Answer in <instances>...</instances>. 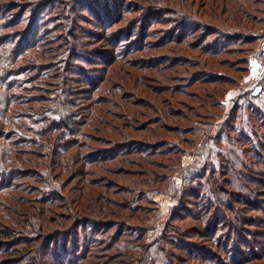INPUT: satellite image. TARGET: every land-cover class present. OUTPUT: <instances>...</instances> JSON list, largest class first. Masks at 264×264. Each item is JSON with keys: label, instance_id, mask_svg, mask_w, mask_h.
<instances>
[{"label": "rangeland", "instance_id": "1", "mask_svg": "<svg viewBox=\"0 0 264 264\" xmlns=\"http://www.w3.org/2000/svg\"><path fill=\"white\" fill-rule=\"evenodd\" d=\"M82 1L83 5H78L75 14L77 20H88V11L93 6L88 7L86 0ZM98 1L104 2V15L100 16V10L94 9L92 12L98 18H90L88 24L80 23L87 35L75 36L82 47L79 58L94 53L99 61H91L95 66L89 69L79 59L72 62L74 68L107 78L110 84L105 90L110 92V100L121 106V110L113 109L112 114L120 112L124 118L116 123L129 122L131 115L129 126L138 130L145 120L152 119L165 108H172L175 119H170V126L178 127L180 131L169 138L176 146L168 143L171 149L164 154L167 160L164 163L168 167L166 174L173 173L172 178L164 187L160 186L162 190L149 197L140 190L131 194V199L138 195L145 198L134 203L143 210V222L136 223L131 218L127 219L129 223L115 222L108 234L101 237L112 238L117 245H124V253H129L127 256L116 255L113 264H133L131 248L140 245L144 249L139 253V261L140 258L145 260L138 264H214L217 257L229 262L226 258L231 250L226 254L223 250L216 251L217 241L222 242L226 235L235 240V248L243 254L251 252L249 246L264 244V230L258 228L260 219L264 224V0H187L188 5L184 7L179 0H119L118 10L114 7L117 0ZM8 2L14 5L21 0L0 1L2 4ZM231 12L235 17L243 14L238 17V23L230 18ZM213 14L222 17L220 23L210 19ZM166 16H170L167 25H151L150 20L159 18L163 23L168 20ZM190 21L193 26L207 22L223 30L229 29L224 35L221 31L220 39H213L217 43L211 49L221 50V54L210 55L204 48L189 47L195 37L188 38L184 46L162 41L170 34L189 36L183 32V26L190 25ZM19 30H0V38L18 36L16 31L19 34ZM90 32H95L94 38ZM113 36L125 40L120 47L121 55H118L117 45L110 42L109 38L113 39ZM60 38L63 36L50 41L47 34L40 40L42 45L37 48L43 47L39 49L44 54L42 64L52 61L48 56L53 53V48L47 52L45 48L56 42L67 44ZM129 48L132 49L128 51ZM36 54L37 51L32 52V55ZM196 72L195 76L203 74L199 78L201 82L191 83L186 89L183 82L190 80ZM72 75L75 76L72 81L82 89L79 86L81 78ZM32 86L46 90L54 85L45 81L43 85ZM184 90L187 94L196 93L192 95L200 101L190 99ZM82 92L79 90L78 94ZM103 94L101 90L98 93L92 91V96L97 98ZM25 96H31V93ZM185 98L188 104L196 107L199 104L202 108L187 110L186 105L181 106ZM105 108L110 107L106 105ZM179 147L182 154L175 151ZM233 196L239 201L231 202ZM225 206L236 210L237 214L233 215ZM223 218L230 224L223 226ZM208 227L211 231L215 228L214 244L212 235L205 230ZM147 230L148 234L139 244L138 238ZM139 233L142 235L131 240V236ZM37 240L30 241L26 245L28 249L21 253L40 252L37 260L34 255L27 254L20 264H54V255H62L47 243L41 249H32ZM57 244L62 246L63 242ZM99 252L101 250H93V253Z\"/></svg>", "mask_w": 264, "mask_h": 264}, {"label": "trees", "instance_id": "2", "mask_svg": "<svg viewBox=\"0 0 264 264\" xmlns=\"http://www.w3.org/2000/svg\"><path fill=\"white\" fill-rule=\"evenodd\" d=\"M118 1L114 4L117 10ZM179 1L182 7L188 5L187 0ZM82 2L21 0L14 5L10 2L0 3V30L20 29L19 34L16 31L18 36L0 38L2 264H20L19 261L23 262L22 259L27 254L34 255L36 261L40 252H26L24 255L21 253L28 249L26 245L30 241L37 239L38 242L31 246L32 249H41L44 243H47L62 254L60 257L58 254L54 255V264H113L116 255L122 253L127 256L129 253H124V245H117L112 238L101 237L108 234L115 222L129 223L127 219L130 218L136 223L143 222V210L139 204L134 206V203L145 198L138 195L131 199V194L140 190L149 197L162 190L172 178L173 173L166 174L168 167L164 163L167 161L164 154L171 149L169 145L174 144L169 138L176 132L180 133L178 127L172 130L175 128L170 126V119H175L174 109L165 108L157 116H150L152 119L145 120L138 130L129 126L131 115L129 122L116 123L123 117L120 112L113 115L112 111L117 108L121 110V106H116L115 102L110 100V92L105 90L110 84L107 78H98L96 73L90 74V71L74 68L72 62L79 59H82L89 69L95 66L91 61H99L94 53L79 58V48L82 47L78 39L87 35L83 33V24L80 23L88 24L91 22L90 18H98L92 12L94 9L100 10V16L105 13L104 2L86 0L88 7L93 6L91 9L87 7L88 20H77L75 12L79 4L83 5ZM230 15L232 21L238 23V17L243 14L239 13L235 17L231 12ZM15 16L16 20H11ZM166 17L168 20L163 23L159 18L150 20L151 25H167L170 16ZM210 19H217L219 21L216 23H220L222 17L213 14ZM189 23L190 25L183 26V32L189 36L170 34L164 36L162 41L184 46L188 38L195 37V42H189V47L204 48L206 54L210 55L215 52L221 54V50L211 49L215 48L217 43L213 39H220L222 32L224 35L229 31L228 28L223 30L207 22H200L197 26H193L192 21ZM47 34L51 38L50 41L63 36V39H60L67 44L56 42L45 48L46 52L53 48V53L48 56L52 61L42 64L44 54L39 49L43 47H37L42 45L40 40ZM77 34L79 38H76ZM89 35L94 38L95 32H90ZM109 39L112 44L117 45L118 55H121L123 52H120V47L124 45L125 40H120L118 36ZM10 46L12 48H9ZM33 51H37V54L32 55ZM22 61L25 63H20ZM72 73L81 78L79 86L82 89L72 81V77H75ZM205 73L210 76V73ZM196 74L197 72L190 76V80L183 82L186 89L191 83L201 82L199 78L203 74L201 77L195 76ZM45 81L53 84V88L43 90L39 86H32L43 85ZM104 84L106 86H103ZM79 90L83 91L82 94H78ZM93 90L97 93L101 90L104 94L98 98L94 97ZM28 93H31V96H25ZM183 93L187 94L186 90ZM192 94L196 93L187 95L190 99L200 101L199 97ZM106 105L110 108L106 109ZM173 105L172 101V107ZM181 106L187 110L202 108L199 104L197 107L188 104L187 99L181 101ZM147 114H144L146 119L149 116ZM127 129L129 132H126ZM180 149L181 147L176 148L175 151L179 152ZM234 199L237 198L233 196L230 201H239ZM229 211L233 215L237 214L232 208ZM121 218L124 220H117ZM229 224L230 221L223 218V226ZM258 228L264 230L261 219ZM214 229H205L212 235L213 244L216 238ZM80 231L81 233L77 234ZM140 234L131 236V240L137 239ZM142 234L144 235L138 238L139 244H142L148 230ZM58 242H63L62 246H59ZM234 243L235 240L228 239L227 235L222 242L217 241L216 251L223 250L226 254V251L231 250L226 258L230 263L217 257L214 264H264V244L249 246L251 252L243 254L235 248ZM97 249L101 252L93 253V250ZM143 249L141 245L136 249L131 248L133 264L145 260L140 258L139 261V253ZM93 259L97 261L94 262Z\"/></svg>", "mask_w": 264, "mask_h": 264}]
</instances>
